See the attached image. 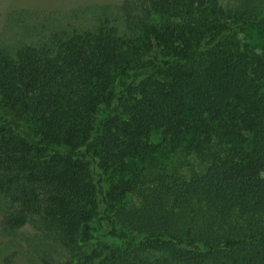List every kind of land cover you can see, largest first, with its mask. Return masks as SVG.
Instances as JSON below:
<instances>
[{
	"label": "trees",
	"instance_id": "trees-1",
	"mask_svg": "<svg viewBox=\"0 0 264 264\" xmlns=\"http://www.w3.org/2000/svg\"><path fill=\"white\" fill-rule=\"evenodd\" d=\"M32 9L0 42V264H264V0Z\"/></svg>",
	"mask_w": 264,
	"mask_h": 264
},
{
	"label": "rangeland",
	"instance_id": "rangeland-1",
	"mask_svg": "<svg viewBox=\"0 0 264 264\" xmlns=\"http://www.w3.org/2000/svg\"><path fill=\"white\" fill-rule=\"evenodd\" d=\"M123 1L125 0H0V42H3L9 36L15 34V18H25V15H28V12L23 10H35L32 8L37 6L52 10L56 8L68 10L77 6L96 4H110L114 6L121 4ZM243 37L247 44L254 49H261L264 47V28H248L244 31ZM150 143L155 147L159 146V149L155 152L156 158L168 162V160L164 158L166 149L160 131H152ZM13 264H21V261L16 260Z\"/></svg>",
	"mask_w": 264,
	"mask_h": 264
}]
</instances>
